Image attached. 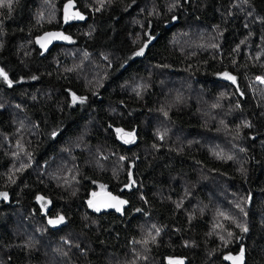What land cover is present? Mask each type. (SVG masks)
<instances>
[{
  "label": "trees",
  "instance_id": "1",
  "mask_svg": "<svg viewBox=\"0 0 264 264\" xmlns=\"http://www.w3.org/2000/svg\"><path fill=\"white\" fill-rule=\"evenodd\" d=\"M0 69V264H264V0H12Z\"/></svg>",
  "mask_w": 264,
  "mask_h": 264
},
{
  "label": "snow or ice",
  "instance_id": "2",
  "mask_svg": "<svg viewBox=\"0 0 264 264\" xmlns=\"http://www.w3.org/2000/svg\"><path fill=\"white\" fill-rule=\"evenodd\" d=\"M11 4H12V0H0V7H8V8H10V7H11ZM68 7H69V6H66V11H65V20H66V21H67L68 19H73V18L83 19V16L80 15L79 13H74L73 15L69 16V15L67 14V8H68ZM47 36L52 37V38H56V39H70V37L64 36V35L61 34V33H49V34H47ZM152 39H154V37L149 36V37H148V43L144 44V45L139 49V51L134 52L133 55H134V56H143V55H144V51H145V49L148 47V44L151 43ZM41 46H42V47H46V45L43 44V43H42ZM224 75H225V77H226L227 79H230V80H232V81H235V79H236L234 76H231V75L228 74V73H224ZM0 76H3L4 79L7 80V73L3 72L2 69H0ZM258 79H260L261 82H264V77H258ZM8 83L11 84L12 82L9 80ZM78 99H80L81 102H83V100H82L81 98H79V97H75V95H73V102H74V103H75L76 100H78ZM118 131H119V130H118ZM129 135H131V134H129ZM3 195L6 196V194H3ZM89 203L91 204V201H90ZM120 203L123 204V203H126V201H120ZM106 206H113V205H106ZM97 211H99V208H97ZM62 219H63V218L61 217L60 220H57V221H49V223H59V222L62 221ZM242 230L246 232V231H247V228H246V227H242ZM243 256H244V253H243V249H242L241 252H240V255H239V256H235V257H234V256H228V257H226V259H230V260H233L234 262H238V264H243ZM176 264H183V262H182V261H178V262H176Z\"/></svg>",
  "mask_w": 264,
  "mask_h": 264
},
{
  "label": "water",
  "instance_id": "3",
  "mask_svg": "<svg viewBox=\"0 0 264 264\" xmlns=\"http://www.w3.org/2000/svg\"><path fill=\"white\" fill-rule=\"evenodd\" d=\"M130 133H123L122 138L127 141V142H132L134 140V134L129 135ZM91 204L97 209L101 211H107V212H116V213H122L125 210V205L124 203L121 204L120 201L122 199L115 194L112 191H105V192H99L95 194L91 199ZM106 205H113V206H106ZM240 252L235 254V256H239ZM182 261L183 264L187 263L186 258L178 259L174 258L170 261L171 264H176V262ZM233 264H238V262H234L232 260ZM243 264H246V255L244 253L243 256Z\"/></svg>",
  "mask_w": 264,
  "mask_h": 264
},
{
  "label": "rangeland",
  "instance_id": "4",
  "mask_svg": "<svg viewBox=\"0 0 264 264\" xmlns=\"http://www.w3.org/2000/svg\"><path fill=\"white\" fill-rule=\"evenodd\" d=\"M68 6H69V7L67 8V14H68L69 16L73 15L74 13H76V12L73 10V6H72V5H68ZM49 33H61V34H63L64 36L70 37V39H56V38H52V37L47 36V34H49ZM182 37H184V36H181L179 39H182ZM71 40H72V37L69 36V35H67L66 33H63V32H61V31H51V32H47V33L43 34L42 36L38 37V38H37V43H38L40 46L42 45V43L45 44L46 47H42V46H41V47L45 50V49H47L48 47H50L54 42H62V41H63V42H72ZM226 73H227V72H226ZM228 74H230L231 76H234V75L231 74V73H228ZM221 77L224 78V79H226V80H228V81H231V82L236 83V79H235V81H232V80H230V79H227V78L225 77L224 73L221 75ZM234 77H235V76H234ZM260 77H262V76H260ZM257 80H258L259 83H262V84L264 85V82H261L260 79H257ZM187 89H190V87H188ZM180 140H181V141H184L185 139L183 138V139H180ZM214 143H215V142H210V144H214ZM234 150H235V149H234ZM99 191H104V190H103V189H99V190H96V191H94V192H95V193H98ZM3 194H6V196L3 195ZM220 194H222V192H221L220 189H215V190H214V197L219 196ZM0 196H1V198H5V199L8 198V194H7V193H2ZM212 200H214V198H213ZM251 202H252V197L249 198V204H251ZM43 208H44V205H43ZM44 211H45V210H44ZM61 217L63 218L61 222H59V223H50V225H52V226H59V225H61V224L65 221V219H64L63 216H59L58 218H54V219H50V220H49V221H57V220H60Z\"/></svg>",
  "mask_w": 264,
  "mask_h": 264
},
{
  "label": "flooded vegetation",
  "instance_id": "5",
  "mask_svg": "<svg viewBox=\"0 0 264 264\" xmlns=\"http://www.w3.org/2000/svg\"><path fill=\"white\" fill-rule=\"evenodd\" d=\"M105 191H110V190H104V191H99V192H105ZM99 192H98V193H99ZM95 194H97V193H94V194L92 195V197H93ZM92 197H91V198H92ZM93 207H94V206H93ZM94 208H95V207H94ZM95 209H96V208H95ZM96 210H97V209H96ZM99 212H107V211H101V210H99Z\"/></svg>",
  "mask_w": 264,
  "mask_h": 264
}]
</instances>
